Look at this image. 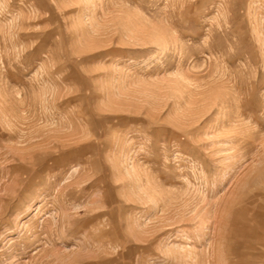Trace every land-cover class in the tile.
Returning a JSON list of instances; mask_svg holds the SVG:
<instances>
[{
	"label": "rangeland",
	"instance_id": "1",
	"mask_svg": "<svg viewBox=\"0 0 264 264\" xmlns=\"http://www.w3.org/2000/svg\"><path fill=\"white\" fill-rule=\"evenodd\" d=\"M0 264H264V0H0Z\"/></svg>",
	"mask_w": 264,
	"mask_h": 264
}]
</instances>
